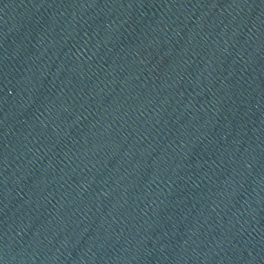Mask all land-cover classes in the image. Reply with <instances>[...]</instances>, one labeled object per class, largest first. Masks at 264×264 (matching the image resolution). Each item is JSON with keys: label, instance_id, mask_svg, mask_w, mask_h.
Segmentation results:
<instances>
[{"label": "water", "instance_id": "1", "mask_svg": "<svg viewBox=\"0 0 264 264\" xmlns=\"http://www.w3.org/2000/svg\"><path fill=\"white\" fill-rule=\"evenodd\" d=\"M0 264H264V0H0Z\"/></svg>", "mask_w": 264, "mask_h": 264}]
</instances>
